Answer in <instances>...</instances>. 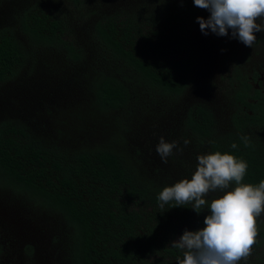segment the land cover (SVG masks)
Segmentation results:
<instances>
[{"label": "trees", "instance_id": "obj_1", "mask_svg": "<svg viewBox=\"0 0 264 264\" xmlns=\"http://www.w3.org/2000/svg\"><path fill=\"white\" fill-rule=\"evenodd\" d=\"M209 16L193 0H0V264H178L170 243L210 209H161L164 187L216 151L264 180V32L205 35ZM160 137L182 149L166 163ZM257 226L239 264H264V213Z\"/></svg>", "mask_w": 264, "mask_h": 264}, {"label": "clouds", "instance_id": "obj_2", "mask_svg": "<svg viewBox=\"0 0 264 264\" xmlns=\"http://www.w3.org/2000/svg\"><path fill=\"white\" fill-rule=\"evenodd\" d=\"M194 5L210 12L205 19L197 17L200 30L207 35L209 30L218 36L238 39L247 47L257 40L256 33L264 32V0H193ZM247 145L248 138L242 137ZM190 143L184 140V144ZM232 148H237L235 143ZM178 149V142H166L160 137L156 147L162 162ZM197 168L191 179H182L159 193V207L174 202L173 207L192 205L199 214L207 206L210 214L203 220V227L184 230L179 239L170 246L179 249L183 258L178 264H239L251 255L257 243V219L264 213V180L257 185L243 183L248 163L230 153L216 151L197 157ZM234 188L227 190L232 184ZM224 191L210 204L205 199L210 192Z\"/></svg>", "mask_w": 264, "mask_h": 264}, {"label": "flooded vegetation", "instance_id": "obj_3", "mask_svg": "<svg viewBox=\"0 0 264 264\" xmlns=\"http://www.w3.org/2000/svg\"><path fill=\"white\" fill-rule=\"evenodd\" d=\"M264 89V88H263Z\"/></svg>", "mask_w": 264, "mask_h": 264}]
</instances>
